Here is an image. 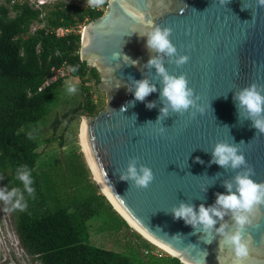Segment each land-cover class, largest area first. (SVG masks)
<instances>
[{
  "label": "water",
  "instance_id": "obj_1",
  "mask_svg": "<svg viewBox=\"0 0 264 264\" xmlns=\"http://www.w3.org/2000/svg\"><path fill=\"white\" fill-rule=\"evenodd\" d=\"M243 6L247 10L242 11ZM149 21L170 27L178 53L190 57L183 66L166 62L165 67L169 74L186 75L200 96L203 115L197 112L193 117L190 113L195 109H190L156 121L163 107L159 103L162 85L155 68L144 67L150 53L147 38L138 34L149 30ZM121 51L138 64L113 59V53ZM81 58L99 72V88L107 95L106 107L87 119L85 129L97 174L82 150L102 192L131 227L130 220L184 264H233L231 247L220 242L218 234L197 232L182 219L175 220L170 211L180 202L194 204L198 210L201 203L214 204L216 193L227 194L222 182L235 173L209 165L211 151L220 141H243L239 147L255 170L252 178L264 182V134L250 120L239 119L233 101L234 93L251 83L264 85V8H258L256 0H229L226 5L220 0H164L163 5L158 0H111L104 15L87 25ZM145 77L156 83L157 92L144 102L135 101L128 90L131 78ZM152 101L157 107L148 109L146 104ZM126 105L127 110L120 111ZM161 126L166 128L163 135L158 133ZM133 157L154 173L148 188L119 179ZM196 157L204 163L196 162ZM224 220L233 230L230 216ZM245 237L251 238L247 264H264V205L254 210Z\"/></svg>",
  "mask_w": 264,
  "mask_h": 264
},
{
  "label": "trees",
  "instance_id": "obj_2",
  "mask_svg": "<svg viewBox=\"0 0 264 264\" xmlns=\"http://www.w3.org/2000/svg\"><path fill=\"white\" fill-rule=\"evenodd\" d=\"M85 5L86 0L83 6L77 0H56L43 10L21 0L0 5V188L22 187L16 179L17 168L33 169L35 199L28 200L26 211H16V227L38 264H153V259L184 264L165 256L167 252L136 232L114 208L94 180L78 134L67 141L66 132L46 138L39 136L41 129H30L49 112L55 92L72 77L80 79L84 98L64 113L66 131L75 116H96L106 106L99 72L81 58L82 35L56 34L60 27L89 24L103 16L108 6L95 10ZM37 21L44 27L33 33ZM76 65V73L40 90L56 69ZM61 123L58 117L55 130ZM53 141H58V147L42 150ZM95 221L124 232L133 248L117 252L92 243L90 227ZM134 247L139 249L137 254Z\"/></svg>",
  "mask_w": 264,
  "mask_h": 264
},
{
  "label": "clouds",
  "instance_id": "obj_3",
  "mask_svg": "<svg viewBox=\"0 0 264 264\" xmlns=\"http://www.w3.org/2000/svg\"><path fill=\"white\" fill-rule=\"evenodd\" d=\"M229 0H220L222 5H226ZM111 0H86L88 7L99 10ZM258 8H264V0H256ZM158 4L163 5L164 0H158ZM126 11L133 15L135 19L143 18L127 7ZM247 10L245 6L241 9ZM149 30L138 33L141 37H146V48L150 53V59L144 65L146 69L155 68V76L159 78L158 83L162 85L160 90L159 103L163 105L159 109V116L156 121L162 122L170 113L183 115L190 109H195L190 114L195 117L196 113L203 115L205 108L198 101L200 96L189 86V81L184 74H169L165 63H174L177 67L186 64L190 57L178 53L177 47L172 43L170 37L172 29L161 27L152 21L148 22ZM113 59L123 60L125 64L133 66L138 61H133L121 53H113ZM131 61V63H127ZM79 65L69 66L68 71L76 73ZM131 87L128 90L133 92L135 101L144 102L146 97L157 92L156 83L151 82L147 77L141 80L131 78ZM64 90L67 95H75L78 90V78L74 81H65ZM236 104L238 117H244L251 121V126L257 132L264 134V85L253 82L249 86L237 91L233 95ZM133 102L129 105L132 106ZM126 105L120 111L127 110ZM148 109L157 107V102L152 101L146 104ZM148 123V122H147ZM166 128L161 126L158 133L163 135ZM240 143H243L241 141ZM239 144L217 142L211 151L209 165L217 164L225 171H232L235 175L231 179L223 180L222 186L227 194L216 193L215 203L205 207L201 203L198 210L194 204L180 202L178 206H173L170 213L175 220H183L186 225H190L195 231L203 232L205 235L218 234L222 240L231 247L234 256L233 264H247L250 257L251 238L245 237L246 229L252 224V214L264 205V182H256L252 177L255 170L251 167L241 152ZM196 162L203 164L204 161L196 157ZM33 169L27 165H21L16 170V179L20 181L22 187H11V189L0 188V202L10 205L13 211L24 212L28 208V200L35 199V188L33 187ZM121 181L131 182V186L136 188H148L154 181L155 176L151 168L144 164H139L138 158H130L126 170L119 173ZM109 187H111L109 185ZM108 191V188H105ZM207 191V188L204 189ZM225 216H230L233 221V230H229ZM220 222V226L216 227ZM211 243V241H206Z\"/></svg>",
  "mask_w": 264,
  "mask_h": 264
},
{
  "label": "rangeland",
  "instance_id": "obj_4",
  "mask_svg": "<svg viewBox=\"0 0 264 264\" xmlns=\"http://www.w3.org/2000/svg\"><path fill=\"white\" fill-rule=\"evenodd\" d=\"M65 1L70 2L72 0ZM77 1L79 3H83V0ZM70 79H73L75 81L77 78L72 77ZM93 90H96L95 87ZM83 98L84 97L81 94V81L79 78L78 90L75 95H67L65 93L64 87L59 88L54 94L49 112L44 116L39 124H31L30 129H41V134L39 135L40 137L44 135L46 138H58L66 132L67 141L70 138H75L76 134H78L77 136L80 139V130L82 123L85 119H89L90 117L85 115L82 116V113H80L79 115L75 116L71 126L66 131L68 119H66L63 115L71 107H75L79 104V102L83 101ZM95 99H99V95H96V93ZM58 117L62 118V123L57 124V128L55 130L54 123L56 122ZM47 147L44 146L42 150L49 152L50 150L48 149L58 147V141H53ZM90 233L91 242L96 245L104 246L117 252H126L127 250L129 251L133 248L131 242H128L126 240L124 232L118 233L112 231V228H110L109 226H104L101 222H93L90 227ZM129 235H132V233H129ZM159 250L161 251L163 249L159 247ZM137 252H139V249L137 247H134V253L137 254ZM169 255L173 256L171 253H168V255L165 254V256ZM38 263L39 262L33 256H31L23 246L16 227V211H13L10 205H5L3 202H0V264ZM153 264H169V262L165 259H153Z\"/></svg>",
  "mask_w": 264,
  "mask_h": 264
},
{
  "label": "built area",
  "instance_id": "obj_5",
  "mask_svg": "<svg viewBox=\"0 0 264 264\" xmlns=\"http://www.w3.org/2000/svg\"><path fill=\"white\" fill-rule=\"evenodd\" d=\"M5 1L6 0H0V5L3 4ZM15 1L16 0H13V3ZM21 1H27L32 6H35L37 9L43 10L44 6L53 4L55 3L56 0H21ZM80 5L83 6V3H80ZM43 16L44 14H42L41 17L43 18ZM42 27H44V24L37 21L32 25L31 32L35 33L39 28H42ZM86 28H87L86 23L78 24L77 26H74V27H60L56 30V34L58 37H64V36H67L68 34L76 33V34H81L82 37L84 38ZM69 75H70V72L68 71V68L63 67L60 69H56V73L44 83V85L40 88V90H43L47 86H50L51 83L57 81L59 78L66 77ZM157 254L161 255L160 252H157Z\"/></svg>",
  "mask_w": 264,
  "mask_h": 264
},
{
  "label": "bare ground",
  "instance_id": "obj_6",
  "mask_svg": "<svg viewBox=\"0 0 264 264\" xmlns=\"http://www.w3.org/2000/svg\"><path fill=\"white\" fill-rule=\"evenodd\" d=\"M89 121L87 119H85L82 123V133L80 132V144H82V150H84L90 164L92 165V167L95 169V165L92 162V158H91V154H90V150L87 146V142H86V138H85V129H86V125ZM97 174V171H96ZM96 177L98 178V175H96ZM114 200V199H113ZM115 201V200H114ZM118 209L122 212L123 210H121V208ZM124 214V213H123ZM129 220L130 218L124 214ZM130 222L132 223V228H134L138 233L140 232L142 234V236L144 238H146L147 240L151 241L152 243H154L155 245H157L158 247H160L161 249H163L165 252L171 253L172 255H177L174 251H172L169 247L165 246L164 244H162L161 242L155 240L154 238H152L151 236H149L143 229H141L140 227H138L137 225H135L131 220Z\"/></svg>",
  "mask_w": 264,
  "mask_h": 264
},
{
  "label": "flooded vegetation",
  "instance_id": "obj_7",
  "mask_svg": "<svg viewBox=\"0 0 264 264\" xmlns=\"http://www.w3.org/2000/svg\"><path fill=\"white\" fill-rule=\"evenodd\" d=\"M108 7V6H107ZM106 11H107V8H106ZM105 11V12H106ZM88 25V24H87ZM106 94V93H105ZM106 105H107V95H106ZM106 107V106H105ZM173 256H175V255H173ZM176 257V256H175Z\"/></svg>",
  "mask_w": 264,
  "mask_h": 264
}]
</instances>
